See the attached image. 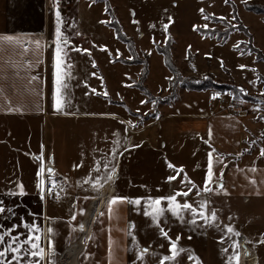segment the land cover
Listing matches in <instances>:
<instances>
[{
	"label": "crops",
	"instance_id": "1",
	"mask_svg": "<svg viewBox=\"0 0 264 264\" xmlns=\"http://www.w3.org/2000/svg\"><path fill=\"white\" fill-rule=\"evenodd\" d=\"M55 2L58 4L56 0ZM88 2L90 6L86 8L90 12L93 11V5L102 3L92 0ZM52 4L53 0H0V36L13 34L27 42L30 49L24 53L22 45L0 43V199L6 205L13 206L16 213L15 216L0 214V225L7 226L18 222L21 215L27 220L35 219L29 213L39 214L40 218L36 222L41 227V246L47 249L49 235L52 240V255L50 258L46 257L41 264H137L135 249L145 245L138 246L132 236L128 235V232L133 233L135 230L127 227L129 223H133L132 216L136 212V206L117 202L111 211L108 207L112 194L132 197L123 193L121 182L124 176L120 168L122 157L119 158L117 178L110 185L102 182V186L97 188L83 183L89 178L93 160L97 156H104L103 151L97 150L110 146L111 140H106L105 136L111 137L113 131L121 130L120 119L116 121L115 118L89 113L93 106L87 101L72 103L70 107L60 111L51 106V92L55 88L56 32V16ZM60 10L62 32L71 39L73 45L87 48L86 43L82 40L78 42V39L83 38L81 32H89L91 26L87 23L86 27L79 21L80 18H76L78 14L75 4L65 11L62 7ZM69 14L72 17L67 19ZM35 40H40L42 45L39 63H36L37 58L33 55L35 45L32 41ZM62 59L66 65H70V68H62L66 79L72 82L67 83V92L70 96L81 93L84 88L74 80L87 78V74L89 77L92 72H98V66L93 67L91 63L95 60V55L92 53L89 57L87 53L72 51ZM25 60L33 66L29 67ZM33 75L39 76L40 80L29 84ZM90 79L97 81L93 75ZM37 86L44 93L39 99L35 94ZM86 89L85 93H89ZM182 94L172 106L171 112L148 122V133L160 132L159 139L170 153L171 150H181L183 145L182 142L177 144L178 137H173L176 128L179 127L180 136L188 135L184 144L189 148L192 144L190 140L193 141L192 136L201 132L202 137L207 139L211 128L212 147L224 154L227 166L231 165L223 178L228 191H210L202 194L201 198L211 201L209 207L222 208L218 210L225 212L226 221L229 215L233 218L232 224L236 220L241 221L240 229L237 230L240 235L230 234L231 239L226 237L225 246H221L216 243L218 231L210 228V225H202L199 220L193 225H182L173 221L167 227L171 229V234H183L186 240L179 245L194 249L200 260L201 256H208L210 250H233L231 240L240 245L238 238L242 235V246L254 255L255 260L247 259L246 262L240 257V264H264V243H255L257 240L264 241V158L258 156L257 147L258 150L253 153L245 152L246 143L253 135L257 136L256 128L262 130L264 123L261 126V122H258L257 126L253 120L257 117L256 113L248 114L215 107L210 101V93L184 91ZM184 95L187 100L196 96L200 99L201 95L204 99L198 104H191L192 108L188 109L190 105L187 108L183 106L186 104ZM8 107H13L14 110L9 112ZM185 119L192 122L187 124L182 121ZM158 125L160 127L156 128ZM130 130L134 135L145 131ZM156 140L148 137V151L155 150L150 145L159 151L155 146ZM203 144L205 160L201 166L195 167V163L184 165L187 167L188 176L197 184L202 182L205 172L208 145L204 142ZM236 152L242 155H234ZM41 154L56 169L53 176L58 175L64 181L65 190L60 200L48 195L42 200L35 188L34 174L39 170L40 161L37 157ZM253 161L257 169L255 172L250 170ZM76 163L81 166L73 168ZM179 165L181 164H177ZM249 177H254L257 182L253 184ZM21 181L26 190L25 195H3L6 187L11 188L13 184ZM191 197L197 200L196 197ZM73 214L75 219L70 218ZM80 224L84 227L80 228ZM46 227H52L53 232L46 234ZM19 230L23 231V228ZM155 238L159 242L148 245L149 250H167V242L160 235ZM161 244L165 247L160 248ZM238 251L240 252V246ZM202 263L210 264L206 259Z\"/></svg>",
	"mask_w": 264,
	"mask_h": 264
},
{
	"label": "rangeland",
	"instance_id": "2",
	"mask_svg": "<svg viewBox=\"0 0 264 264\" xmlns=\"http://www.w3.org/2000/svg\"><path fill=\"white\" fill-rule=\"evenodd\" d=\"M75 1L76 0H64L63 3H61L62 1H58V5L63 8V11H65L75 4L78 14L76 18H80L79 21L82 22V24L86 27L88 24L91 26V30H89V32H81L83 38H79L78 42H81L80 40H82L86 43V47L89 48L95 55V62L100 70L98 69V72L95 71V77L97 81L90 79L91 75H89V78L88 74L87 78L74 80L79 82V85L84 88V90L87 88L89 93L88 95H85V91L82 90L81 93H76L70 96L72 103L87 101L93 106V110H91L89 113H116V121L118 118L125 121L129 119H137V117L134 115L136 108H140L142 112L145 113L149 112L152 108V105H141L139 101L146 97L142 95L137 89L131 87V85L137 82L139 78L141 66L127 65L120 62L116 63L113 62L112 58L108 55L109 52H112V54L115 55L116 49H119L122 54L118 59H128L130 54L126 46L116 39L114 31L106 27V23H102V21L105 19L106 21L109 20V16L103 11L104 2L100 0H92L93 2H102L103 4L101 3L100 5H93V11L90 12L87 10V8L90 6L88 0H79L77 3ZM108 1L111 7L114 9L116 18L123 27L124 33L127 36L133 38L139 56L143 58L145 55H149L147 54L148 50H151V54L149 55V75L145 85L154 98L161 100L160 97L165 99L169 95V84L165 78L168 75H171V73L165 67L163 63V57L156 52L155 47L156 45H162L164 43L165 33L162 29L161 21L164 20L167 15H171L174 19V22L168 26L167 35L169 34L173 38L172 55L174 62L182 76L202 78L212 74L218 81L233 82L234 84L243 86L245 89H247V93L249 95L264 99V94L260 92V89L264 88V83L255 82V78L257 76L264 78V63L257 61L254 55H240V51H236L235 48H233V44H235L237 41L247 42V37L245 35L235 32L230 35L224 44H220L215 38L206 37L192 28L193 24L203 25L205 23V21L201 19L200 13L198 12V9L202 7L206 12H214L218 16L222 14L231 16L232 9L228 4H224L223 0H175V3L173 0ZM231 1L237 6L240 20L252 34L254 38V45L264 53V22L262 21V17L245 11L243 8L244 2H241V0ZM262 1L264 4V0ZM165 9L167 12H165ZM71 13L73 14L72 11ZM132 13L135 15L133 16ZM70 17L72 16L69 14L66 18L69 19ZM133 20L139 21V23L135 24L133 23ZM208 23L210 29L215 28L221 31L224 29V26L221 23H212L210 21ZM150 25H155L156 27L152 28ZM153 38H155V40L159 41L160 43L154 44L152 42ZM101 44L107 45V49L105 50L99 48L98 45ZM188 45H191L190 49L187 48ZM205 53H210L211 55L206 56ZM189 55L190 59H188ZM221 59L223 61V67L221 66ZM238 64H245L248 65V67L241 69L237 67ZM192 65H195V69L192 67ZM101 76L103 77L104 81L103 85L100 83L99 79ZM85 80H87L88 85L97 89L98 94L91 92L90 88L84 84ZM249 80H253L254 83L249 84ZM68 82L71 81L67 80V83ZM104 90L108 92V96L106 98L117 103L110 105L109 101L103 98L104 95L100 94ZM184 91L187 90L181 88L178 89V99L174 103L169 105L158 104L156 106V110L160 113L159 118L162 117L163 114L171 112L173 108L172 106L179 100V96H181L182 92ZM118 93L119 95H117ZM199 93L211 94L212 92L206 91ZM222 94L233 98V96H231L229 93ZM121 97L123 99H121ZM189 99L187 100L186 96L183 98L186 103L183 105L185 108H187L189 105L191 106V104H198L202 102L204 98L201 95L200 99L197 96L191 97ZM218 99L219 97L216 99L210 98V101H212V104H214L215 107L217 106L220 109L225 110L219 105ZM235 100L240 106L238 112L241 111L242 113L257 114L256 111H253L252 103L245 101L241 102V100L238 99ZM118 103L123 105H119ZM125 105L127 107H124ZM191 108L192 106L188 107V109ZM96 109H98V112ZM260 114H264V106H262ZM104 117L113 118L108 115H104ZM154 119L148 120V116H146L144 121L138 127L134 128V130L137 132L145 130L142 131V133H137L134 135L132 134L131 130H129L127 133L133 143L140 145L137 148L129 150L122 156L121 159L120 168L121 173L124 176L121 184L123 185L125 191H123V193H128V195H131L132 197L147 196L149 194L159 195L167 193L171 190V188L178 186L175 181L169 183L165 180V177L169 174H167V172L170 171V174H173L172 170L170 168L168 169L166 161L175 165H192L195 163V167H200L205 160V150L201 139V132L191 137L193 141L190 140L192 144L189 145V148L188 145L184 144V140L188 138V135L185 134L180 136L178 132L179 127L176 128L173 137H178L176 140L177 144L182 142L183 145H181V150H171V152L168 153L159 139L160 132L156 134L148 133V122ZM253 120L256 121L257 126L258 122H261V126H263L264 120H261L258 114L256 119L253 118ZM182 121L186 123L192 122V120L189 119ZM159 127L160 125H158L156 128ZM122 128L123 125H121V129ZM262 132H264V128L262 130L256 128L257 136L253 135L251 140H256L257 143L254 147H250L247 142L246 147L249 148V150L245 152L253 153L254 151L258 150L256 147L260 148L264 146V140L259 139ZM157 136L158 138H155ZM148 137L157 139L154 142L159 151H156V148L150 144V148L155 150L153 152L148 151ZM141 141H143V143H140ZM230 166L231 165L229 164L225 168V173ZM184 169L187 172V167L184 166ZM177 179H179V177ZM157 185L160 186L159 191H157ZM190 196L193 195L190 194ZM178 199L180 198L178 197ZM212 207L213 206H210L209 208ZM216 209L218 210L222 208ZM167 215L169 216L168 220H170V222H167V224H171L173 221H175V218L171 217V213H167ZM225 215V212L218 210V216L221 222L229 223L233 220L232 218L231 221H226ZM132 218V224L135 225L133 231H136V233L135 231L132 233V235L135 233V243L138 246L145 245L147 247L150 244L156 245L159 240L155 237L159 235V232L152 224L151 217L145 216L143 214V209H141V211L136 210V212L133 213ZM238 221L239 220H236L233 223V227L236 231L240 229L241 225V221ZM211 227L218 231V237L223 234L221 228H217L215 226V222L210 225V228ZM224 231H226V229ZM176 234L177 232L172 234L170 233V235L173 237H175ZM180 235L181 239L179 243H183V241L186 240V237L183 236V234ZM216 240L218 245L225 246V241L222 242L219 239ZM238 241L240 242V257L246 260V262L247 259L254 261V255L250 254L249 250H245L241 244L242 242L244 243V238H242V235L240 238H238ZM232 251L233 250H228V252L225 253L223 250H210V254H208V256H201V260L204 262L206 259V261L210 264H215V262L216 264H228V255H230ZM149 252V255L148 253H145L143 264H157L158 257L160 255L167 254V250H149ZM248 255H250V257H247ZM183 262L184 264H189L186 254L180 253L175 258L174 262L169 261L166 262V264H182ZM137 264H141V261L137 260Z\"/></svg>",
	"mask_w": 264,
	"mask_h": 264
},
{
	"label": "snow or ice",
	"instance_id": "3",
	"mask_svg": "<svg viewBox=\"0 0 264 264\" xmlns=\"http://www.w3.org/2000/svg\"><path fill=\"white\" fill-rule=\"evenodd\" d=\"M175 3V0H173ZM231 0H223L224 4H229ZM244 2V0H241ZM52 8L55 9L56 16V32H55V88L51 92V106L56 110H63L65 107H70L72 104V100L70 94L67 92L68 84L65 74L62 72V68L67 66L70 68V65L65 64V60L62 57H67L69 52L77 51L87 53L89 57H91V50L89 48H83L77 45H73L71 39L62 32L61 24L63 23L61 18V10L59 5L53 0ZM104 11L107 12L108 8L105 6ZM165 12L167 10L165 9ZM198 12L200 13L201 19L205 21L203 25L193 24V30L208 29L209 21H224L227 20L228 27L233 31H239L237 24L234 21H237V15L233 14L231 16L227 15H217L214 12H206L205 9L199 8ZM134 16L135 14L132 13ZM111 21H102V23H110ZM174 22V19L171 15H167L164 20L161 21L162 29L165 33L164 43L168 41L167 30L168 26ZM133 23L138 24L139 21L133 20ZM150 27L155 28V25H150ZM79 35V33H76ZM152 42L154 44H159V41H156L153 38ZM0 43L7 45H22L23 52L27 53L30 51L29 44L19 37H16L13 34H6L0 36ZM35 45V50L33 51V55L37 58L36 63H39V57L42 55V45L40 40L32 41ZM246 42L237 41L233 44V48H240L241 45H244ZM248 44L251 41L247 42ZM101 49H107V45H98ZM188 49L191 48V45L187 46ZM244 51H247L248 54H251L252 49L245 48ZM244 51L240 52V55L244 54ZM147 54H151V50H148ZM108 55L115 60L119 58L122 54L119 49L115 50V55L112 52H109ZM206 56H210V53H205ZM129 60L133 59V56H128ZM25 63L28 64L29 67L33 65L25 60ZM93 67H95V60L91 61ZM221 66L223 67V61L221 59ZM195 69V65H192ZM238 68L244 69L247 68L248 65L238 64ZM91 75L96 76L95 72H92ZM70 78V77H68ZM100 83L103 85V77L100 78ZM169 82V88H171L175 83V78L172 75H168L165 78ZM260 77L257 76L255 78V82H260ZM40 77L33 75L29 80V84L32 81H39ZM249 84H253V80L248 81ZM84 84L90 88L92 93H97V89L88 85L87 80L84 81ZM238 93H233V98L242 100V96L247 94V89L243 86L238 85ZM166 90V89H164ZM260 92L264 94V88L260 89ZM35 94L37 98L43 96L44 93L40 90V87L37 86L35 89ZM105 97L108 96V92L104 90L102 93ZM85 95H88L86 92ZM119 95V93L117 94ZM222 95L219 91H214L211 93L210 98L216 99ZM121 99H123L121 97ZM160 99H164L160 97ZM141 105L151 104L152 108L149 112H142L140 108L135 109L134 115L137 119H129L127 121L120 120V124L123 125L121 130L113 131L111 137L105 136L106 140H111L110 146L106 149H98L97 151H103V158L97 156L92 163L89 178L86 179L83 183L91 184L93 187H101L103 184L110 185L113 180L117 178L118 174V165L119 158L122 157L129 150L139 147V144L133 143L129 135L130 128L134 129L138 127L145 119L146 116L152 115L155 118H159L160 113L156 110V106L159 103V100L156 98H144L139 101ZM264 106V99H261L259 103L253 102V111H256L261 120H264V114H260V110ZM124 107H127L126 105ZM14 110L13 107H8L7 111L12 112ZM43 111V109H40ZM131 111V110H129ZM100 115H108L113 118L116 117V113H100ZM205 144L208 145V151L206 154V163L204 165L205 172L200 184L195 183L187 174L184 169V165H175L171 162H167V167L172 170L173 174L167 175L165 180L169 183L175 181L178 185L177 187L171 188V190L167 193L159 194V195H147V196H133L129 197L127 195H116L112 194L108 200L109 210H112V206L117 202H127L129 204L135 205L137 211H141L143 209V214L145 216L151 217L152 224L157 228L159 235L167 242V254L160 255L157 259V264H166V262L175 261V258L180 253H185L187 261L189 264H202L200 257L196 254L194 249L184 248L179 245V241L181 239V235L177 233L175 237L170 235L171 229L167 227V222L169 216L167 213H171V217L175 218V221L179 224H189L193 225L198 220L202 222V225H212L215 222V226L217 228H221L223 234L218 237L220 241H225L226 237L231 239L230 234L240 235L238 231L235 230L233 224L223 223L220 221L218 216V210L214 207L209 208L211 201L207 199H202L201 196L204 193H208L210 191H223L227 193L228 189L224 184V173L225 168L227 167V161L225 160L224 154L216 151L214 147H212L211 139H212V131L209 128L208 138H201ZM264 140V132L260 134V138ZM140 143H143L141 141ZM239 143V141H237ZM256 140H249L248 145L250 147H254L256 145ZM249 148H245V151H248ZM234 155L240 156L242 153L236 152ZM258 156L264 158V146L260 147L258 150ZM39 159V170L35 172V188L38 189V194L40 198L45 199L46 195L53 194V188L49 185H54L59 188V185L56 182V179H53V174L56 172V169L52 167L48 161L47 157H44L41 154ZM82 163V162H81ZM224 165V167H218V165ZM80 163L73 164V168L80 167ZM251 171L255 172L256 166L253 161L251 166ZM179 177V179H177ZM249 180L255 184L257 181L254 177H249ZM67 178H65V182ZM9 183H12L9 181ZM160 186L157 185V191H159ZM63 191V189H60ZM26 194V190L23 182H18L13 184L11 188L6 187L3 191L4 196H23ZM192 194L197 200H193L190 196ZM55 195L58 197L59 192H56ZM178 197L180 199H178ZM83 211V209H81ZM7 213L9 216H15L16 213L14 211L13 206L6 205L3 199H0V214ZM29 216H34L35 219H25L23 215L19 217L18 222L11 223L10 225L4 226L0 225V264H41L46 257L50 258L52 255V240L51 236H48V247L41 246V227L36 222L39 220V214L37 213H29ZM71 219H75V214H73ZM228 220L231 221L232 217L229 215ZM23 228V231L19 229ZM80 228H83L84 225L80 224ZM128 228H134L135 225L129 223ZM226 229V231H224ZM46 234H51L53 232L52 227L45 228ZM128 235L132 236V239L135 240V236L132 235L131 232H128ZM264 235V234H262ZM255 243H264V241L257 240ZM160 248H164L165 245H159ZM231 248L233 251L230 255H228V264H240V256L241 253L238 251L239 245L235 240H231ZM109 249L111 250V241L109 243ZM136 251V259L141 261L143 264V258L145 253L149 252V247H137ZM225 253L228 252V249H223Z\"/></svg>",
	"mask_w": 264,
	"mask_h": 264
},
{
	"label": "trees",
	"instance_id": "4",
	"mask_svg": "<svg viewBox=\"0 0 264 264\" xmlns=\"http://www.w3.org/2000/svg\"><path fill=\"white\" fill-rule=\"evenodd\" d=\"M104 2L105 6H107L108 11L106 14L109 16L110 23H106V26L114 31L115 37L117 40L122 42L129 54L133 56L132 60L129 59H115L113 62H120L127 65H140L141 66V72L139 75V78L137 82L133 83L131 87L137 89L142 95L148 98H154L149 89L146 87L145 82L149 75V55H145L143 58L139 56L136 50L135 42L132 37L127 36L124 31L123 27L118 22L114 9L111 7L108 0H100ZM232 12L231 14L237 15V21H234L237 24V27L239 28V31H233L231 28L228 27V22L226 20L224 21H210L212 23H221L224 26V29L221 31L219 29H200L198 32L206 37L215 38L220 44H224L231 34L238 32L247 37V42L251 41L250 44L247 42L244 45H241L240 48H235L236 51H244L245 48L252 49L250 55H254L255 59L259 62L264 63V53L257 48L254 45V38L252 34L250 33L249 29L242 23V21L239 18L238 15V9L237 6L231 1L228 4ZM243 8L245 11L255 14L257 16L262 17V21L264 22V4L262 0H247L243 3ZM156 52L163 57V63L165 67L168 69V71L171 73V75L175 78V83L171 88H168L169 95L165 99L159 100L158 104L162 105H169L174 103L178 99V89H184L187 91H193V92H206V91H219L221 93H229L231 96H233V93H238L237 84H234L233 82H221L214 78L212 74H209L207 76H204L202 78H195V77H184L180 73L178 67L176 66L172 51H173V38L168 34V41L167 43H163L162 45H156L155 47ZM248 54L247 51H244V55ZM188 59H190V55L188 56ZM260 82L264 83V78L259 76ZM169 84V82H168ZM104 99L108 100L111 104H115L117 102H112L108 98L104 97ZM260 97L251 96L248 93L244 94L242 96V100L248 103L256 102L259 103L261 101ZM119 104V103H118ZM123 105V104H119ZM155 117L152 115H148V120L154 119Z\"/></svg>",
	"mask_w": 264,
	"mask_h": 264
},
{
	"label": "built area",
	"instance_id": "5",
	"mask_svg": "<svg viewBox=\"0 0 264 264\" xmlns=\"http://www.w3.org/2000/svg\"><path fill=\"white\" fill-rule=\"evenodd\" d=\"M57 2L58 1H62L61 3H63L64 0H56ZM219 101V105L225 109V110H228V111H237L238 112V109H239V105L237 103V101L227 95H221L218 99ZM53 179H56V182L57 184L59 185V188H57L56 186L54 185H49L53 188V194L52 195H48L49 197L55 199V200H60L64 194V190H65V184H64V181L63 179L58 176V175H54L53 176ZM60 189H63V191H60ZM56 192H59V196L57 197L55 195Z\"/></svg>",
	"mask_w": 264,
	"mask_h": 264
}]
</instances>
